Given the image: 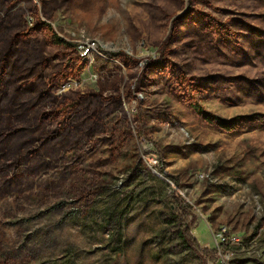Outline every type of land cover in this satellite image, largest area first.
<instances>
[{
	"label": "rangeland",
	"instance_id": "374dc122",
	"mask_svg": "<svg viewBox=\"0 0 264 264\" xmlns=\"http://www.w3.org/2000/svg\"><path fill=\"white\" fill-rule=\"evenodd\" d=\"M0 264H264V0H0Z\"/></svg>",
	"mask_w": 264,
	"mask_h": 264
},
{
	"label": "trees",
	"instance_id": "16d2710c",
	"mask_svg": "<svg viewBox=\"0 0 264 264\" xmlns=\"http://www.w3.org/2000/svg\"><path fill=\"white\" fill-rule=\"evenodd\" d=\"M58 40L61 42H64L65 40L61 37H58ZM194 108V110L200 114L203 118H205L207 121H216L220 126L225 127V128H229L230 127V120L213 113L212 111L204 108L202 105L200 104H194L192 106ZM179 210H181L183 212L184 216H189L191 214L190 208L184 204H180V206L178 207ZM192 222H187L185 223V225L182 228V236L184 237V239L189 242L191 245L195 246L197 249H200L203 253L205 254H210L211 250H209L208 248H201L200 243L198 242V240L194 237V235L191 232L190 226H191Z\"/></svg>",
	"mask_w": 264,
	"mask_h": 264
},
{
	"label": "built area",
	"instance_id": "2783aa9c",
	"mask_svg": "<svg viewBox=\"0 0 264 264\" xmlns=\"http://www.w3.org/2000/svg\"><path fill=\"white\" fill-rule=\"evenodd\" d=\"M80 49L82 51L83 56H86L97 49V43L94 40L91 42H87L86 44H82L80 46ZM225 239V235L221 234V240L224 241Z\"/></svg>",
	"mask_w": 264,
	"mask_h": 264
}]
</instances>
